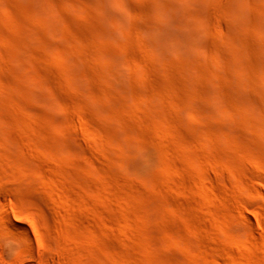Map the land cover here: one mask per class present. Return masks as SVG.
Wrapping results in <instances>:
<instances>
[{"label":"rangeland","instance_id":"374dc122","mask_svg":"<svg viewBox=\"0 0 264 264\" xmlns=\"http://www.w3.org/2000/svg\"><path fill=\"white\" fill-rule=\"evenodd\" d=\"M0 264H264V0H0Z\"/></svg>","mask_w":264,"mask_h":264},{"label":"bare ground","instance_id":"6f19581e","mask_svg":"<svg viewBox=\"0 0 264 264\" xmlns=\"http://www.w3.org/2000/svg\"><path fill=\"white\" fill-rule=\"evenodd\" d=\"M163 4H164V3H163ZM163 4H162V5H163ZM168 4H169V3H168ZM163 6H164V5H163ZM163 6H162V7H163ZM174 6H175V5H174ZM170 7H171V6H170ZM187 7H188V6H187ZM168 8H169V7H168ZM169 9H170V8H169ZM176 9H178V8H176ZM172 11H173V10L168 11V12L166 11L167 14H168V16L170 15V16H169L168 18H166V19H170V17H171V19H172V18L175 17V16L172 17V16H173V15H171V14L173 13ZM164 12H165V11H164ZM164 12H163V13H164ZM169 12H170V14H169ZM160 13L163 14L162 12H160ZM165 14H166V13H164L163 15H165ZM167 14H166L165 17H167ZM174 14H175V13H174ZM163 15H162V16H163ZM162 18H164V17H161L160 19H162ZM173 20H175V18H174ZM159 21H160V20H159ZM169 21L171 22L172 20H169ZM175 21H176V20H175ZM173 23H174V21H173ZM166 25H167V24H166ZM166 25H165L164 27H166ZM172 25H173V24H172ZM177 25H178V24H177ZM186 25H187V24H186ZM168 26H170V24H169ZM185 28H186V27H185ZM164 29H165V28H164ZM166 29H167V28H166ZM169 29H170V28L168 27V30H169ZM187 29H188V28H187ZM183 31H184V30H183ZM186 31L189 32V30H186ZM176 39H177V38H176ZM79 49H80V48H79ZM82 51H83V50H82ZM79 54H80V52H79ZM82 55H84V54H82ZM60 223H61V225H63L64 227H66V223H65L64 221L61 220ZM25 234H27V233H25ZM26 251H27V253H28L29 255H32V254H33V249H32V247H30V246L27 247ZM26 259H27V257H26L25 255H23V256H21L20 261H21V260H22V261H25Z\"/></svg>","mask_w":264,"mask_h":264}]
</instances>
